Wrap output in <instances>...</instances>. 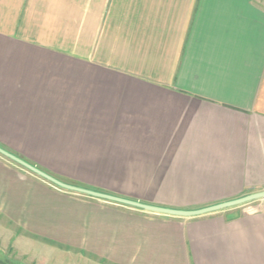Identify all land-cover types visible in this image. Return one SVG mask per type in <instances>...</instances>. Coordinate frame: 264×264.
Instances as JSON below:
<instances>
[{"label": "crops", "instance_id": "1", "mask_svg": "<svg viewBox=\"0 0 264 264\" xmlns=\"http://www.w3.org/2000/svg\"><path fill=\"white\" fill-rule=\"evenodd\" d=\"M0 147L170 209L264 191V0H0ZM39 244L69 264H264V198L156 214L0 155V255L17 260L0 264H42Z\"/></svg>", "mask_w": 264, "mask_h": 264}, {"label": "water", "instance_id": "2", "mask_svg": "<svg viewBox=\"0 0 264 264\" xmlns=\"http://www.w3.org/2000/svg\"><path fill=\"white\" fill-rule=\"evenodd\" d=\"M0 155L10 159L11 161H13V162L17 163L18 165L22 166L23 168L27 169L28 171L34 173L35 175H38L39 177L43 178L46 181H48L49 183H51V184H53V185H55L61 189H64L66 191H70V192H74L77 194H82V195H86V196H90L93 198L102 199V200H106V201H110V202H115V203H119V204H123V205L136 207V208L142 209L144 211H148V212L156 213V214H164V215H170V216H181V217H196V216H202V215H206L209 213H213V212H216V211H219L221 209L228 208V207H233V206L241 205V204H244L247 202H251L254 200L264 198V191H261V192L254 193L251 195H247L245 197H242V198H239V199H236L233 201L213 205V206L206 207V208L199 209V210H192V211L176 210V209L154 206V205L142 203L139 201H134V200H130L127 198L119 197L116 195L103 193V192L95 191L92 189H88V188L72 185L69 183H65V182L59 180L58 178L50 175L49 173H47V172L39 169L38 167L32 165L31 163L27 162L26 160L20 158L19 156L6 151L5 149H3L1 147H0Z\"/></svg>", "mask_w": 264, "mask_h": 264}, {"label": "rangeland", "instance_id": "3", "mask_svg": "<svg viewBox=\"0 0 264 264\" xmlns=\"http://www.w3.org/2000/svg\"><path fill=\"white\" fill-rule=\"evenodd\" d=\"M30 156H32L34 158L39 157V155H30ZM58 172L65 173V174H71V175L75 176L72 173V171H58ZM71 175H69V176H71ZM77 177L80 178V179H83L85 181L92 182V183H98L99 182V184H100V182H103V181H105V182L110 181L109 179L103 180V179H100L99 177H97V178H95L93 176L89 177V176H87L86 173H81V175H77ZM92 183H90V184H92ZM93 186L96 187V188H101V189L109 190V191H112V192H116L118 194H124L126 196L129 195V196H133V197L140 195L138 193H142V189L144 188V187L120 186V185H107V186H96V185H93ZM31 252H32L33 255L38 256V258H43L41 260L42 264H54V258L56 259L55 256H57V254L54 255L55 252L53 250H49V249L44 248V246H42V244L37 245V248L36 249L33 248ZM57 253H59V252H57ZM0 256H2V258H6V260H10V259L13 260V261L16 260L14 258V255L11 254V253H8V252L6 254L2 253V255H0ZM42 256H45V257H42ZM57 258L60 261H64V264H69L70 260L71 261L73 260L72 258L69 257V255L67 257H64V258L63 257L60 258V257L57 256ZM82 261H80L81 264H84V263H82Z\"/></svg>", "mask_w": 264, "mask_h": 264}]
</instances>
